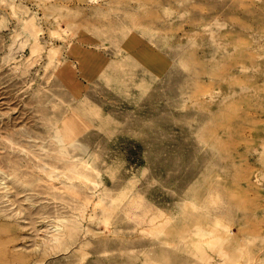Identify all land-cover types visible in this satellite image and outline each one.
Listing matches in <instances>:
<instances>
[{
  "label": "rangeland",
  "instance_id": "1",
  "mask_svg": "<svg viewBox=\"0 0 264 264\" xmlns=\"http://www.w3.org/2000/svg\"><path fill=\"white\" fill-rule=\"evenodd\" d=\"M0 264H264V0H0Z\"/></svg>",
  "mask_w": 264,
  "mask_h": 264
},
{
  "label": "bare ground",
  "instance_id": "2",
  "mask_svg": "<svg viewBox=\"0 0 264 264\" xmlns=\"http://www.w3.org/2000/svg\"><path fill=\"white\" fill-rule=\"evenodd\" d=\"M199 230H200V229H199ZM199 230H198V231H199ZM202 230H203V229H202ZM202 230H200L199 232L197 231V232H195V233H196V234H197V233L200 234V232H201ZM201 234H202V232H201ZM203 234H204V232H203Z\"/></svg>",
  "mask_w": 264,
  "mask_h": 264
}]
</instances>
